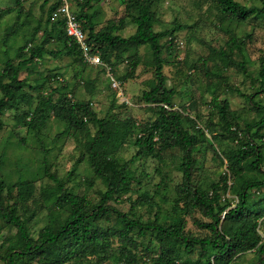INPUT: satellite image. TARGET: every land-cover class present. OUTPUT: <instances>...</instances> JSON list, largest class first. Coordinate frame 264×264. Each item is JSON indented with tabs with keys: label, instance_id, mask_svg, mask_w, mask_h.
<instances>
[{
	"label": "rangeland",
	"instance_id": "1",
	"mask_svg": "<svg viewBox=\"0 0 264 264\" xmlns=\"http://www.w3.org/2000/svg\"><path fill=\"white\" fill-rule=\"evenodd\" d=\"M80 1V0H79ZM245 6L264 5V0H238ZM51 0H0V72L4 61L9 58L18 61V47L31 43L39 44L43 39L42 28L46 19L48 5ZM76 8V0H71ZM127 0H91L88 12L98 11L96 29L106 25L119 23L123 27L116 30L122 36H128L135 30L126 12ZM157 22L156 31L179 24L180 30L174 35V42L167 38L161 40L164 65L162 72L166 77L167 87L175 89L173 109L194 118L206 133L204 142L193 150L196 160L191 172V181L204 189L218 182L221 187L222 175L227 172V161L220 154L235 141L226 137L221 129V122L213 100H227L230 105V120L243 128L247 122L258 117L255 107L246 96L258 91L255 101L264 106V91L260 87L257 71L260 58L264 57V17H251L242 21L232 18H221L215 4L211 0H154L152 6ZM10 31L13 34L8 35ZM234 36L242 43L247 62V74L243 73L236 62L242 60L239 53L233 51L232 62L222 61L210 55V49L225 47L229 38ZM170 44V45H169ZM62 44L49 40L47 50H57ZM132 53V51H130ZM139 64L131 69L125 56L111 59V66L90 65L79 56L54 57L45 53L34 68L27 74L23 71L20 78L36 89H25L31 95L30 105L21 104L18 110H6L2 114L3 127L0 130V180L4 183L0 196V207L15 203L17 215L22 219L32 239L46 225L56 226L68 213L67 205L59 204L60 191L47 176L55 175L61 184L76 194L83 195L88 204L99 199L104 190L101 180L86 160L83 145L86 139L95 132V127L88 124L87 131L76 126H69L51 111L42 122L40 130L32 131L22 124L21 120L34 107L39 95H52V99L65 95L71 101L89 102L97 117L130 118L138 123L137 129L155 118L152 111L154 105L145 103L140 95L149 90L155 83L154 64L149 46L142 45L136 50ZM58 74L61 81L51 77ZM111 77L119 84V88L111 85ZM65 85L61 92H52L56 86ZM255 130V129H254ZM253 130V131H254ZM264 127L260 128L263 131ZM138 132V131H137ZM136 152L133 139L128 138L113 155L120 161L130 160ZM182 151L178 148H166L158 155H147L135 158L131 164L135 178L128 194L108 201V204L122 212H129L142 220L151 219L154 213L163 218L179 216L185 221V232L191 236L203 237L208 231L200 227L197 221L209 220L198 210L184 213L173 208L176 189L182 179L180 164ZM24 181L32 185L31 196L24 199L18 197L16 183ZM228 188L220 190L222 201L228 200L233 207L237 202L232 180H227ZM146 192L155 202L154 206L144 202L140 204L139 196ZM250 199L259 196V188L249 189ZM138 204L131 207V203ZM133 212V213H132ZM99 225L117 227L114 213ZM258 232L264 239V217L259 219ZM136 247L126 243L135 253L136 264H152L153 257L159 254V245L151 234L144 237L133 235ZM110 250L104 254L77 255L68 258L61 264H128L118 258L123 244L115 235H109ZM22 240L17 229L5 222L0 216V264H4L3 256L11 246H19ZM200 250L186 253L183 246L178 252V261L197 264ZM104 256V257H103ZM263 255L257 250L237 254L230 264H264ZM15 264H54L51 255L43 253L31 259L14 255ZM261 259V260H260ZM205 264V263H204Z\"/></svg>",
	"mask_w": 264,
	"mask_h": 264
},
{
	"label": "trees",
	"instance_id": "2",
	"mask_svg": "<svg viewBox=\"0 0 264 264\" xmlns=\"http://www.w3.org/2000/svg\"><path fill=\"white\" fill-rule=\"evenodd\" d=\"M221 18H232L244 22L251 17H264V5L245 6L238 0H211ZM18 2V0H15ZM47 0H44L46 3ZM60 0H51L47 8L43 39L39 44L30 42L18 47L14 63L7 58L0 72V130L3 127L2 114L6 110H18L21 104L30 105L31 95L25 89H36L20 78L26 71L29 74L34 63L40 61L45 53L54 57L79 56L83 61L78 46L65 33L64 22L61 19L52 20L51 12L58 6ZM91 0H76L74 12L87 33L88 42L96 50L105 63L111 66V59L125 56L126 61L134 69L139 64L136 50L142 46H149L154 64V85L149 90H143L140 98L143 102L152 104L155 118L137 129L138 123L130 118L97 117L91 109L89 102L71 101L66 95L62 98L52 99V95H39L37 104L30 108L21 120L22 124L32 131L40 130L42 122L49 112L66 122L69 126H76L87 131L88 124L95 127L83 145L86 160L95 172V175L104 185L99 193V199L94 204H88L83 195L67 190L58 178L50 173L47 176L56 184L61 195L60 205H67V215L56 225H46L39 232L36 239H32L22 219L17 215L15 203L0 207V216L5 222L13 225L22 240L19 246H11L3 256L4 264H15L14 255L31 259L43 253L51 255V263L61 264L68 258L77 255H94L98 252L106 254L110 250L109 235H115L123 244L118 252V258L128 264H136L135 253L126 243L136 247V237L151 234L159 245V254L153 257L152 264H188L178 261V252L181 246L186 253H193L196 248L200 250L197 264H230L237 254L257 250L259 255L264 253V239L257 230L258 221L264 217V106L254 97L258 91L246 96L255 107L258 117L247 122L243 128L230 120L231 110L227 100L217 102L213 100L221 122V129L226 137L235 141L234 147L221 150L227 161V172L221 177V183H212L209 189H204L191 181V172L196 160L193 157L194 148L205 141L206 133L194 118L173 109V97L176 91L167 87L166 77L162 72L164 59L161 55L163 45L161 40L174 42V33L181 29L179 24L160 31L154 29L157 17L152 9L154 0H127L126 12L135 30L128 36L116 33L123 27L119 23L106 25L96 29L98 11L88 12ZM74 8V7H73ZM10 31L8 35L13 34ZM56 40L62 44L57 50H47L49 40ZM170 45V44H169ZM242 56L236 62L241 71L247 74L248 60L244 56L242 43L234 36L229 38L225 47L211 48L209 54L219 57L220 60L232 62L233 51ZM132 51V53H130ZM234 61V60H233ZM85 62V61H84ZM86 63V62H85ZM51 77L61 81L58 74ZM260 87L264 91V57L260 58V67L257 71ZM65 85L55 87L51 91L61 92ZM255 129V130H254ZM254 130V131H253ZM138 131V132H137ZM132 138L136 152L130 160L120 161L113 155L121 148L126 139ZM166 148H178L182 151L180 170L182 179L176 189V199L173 208H183L184 213L198 210L209 221L197 224L208 231L207 236H191L185 232V221L179 216L163 218L154 213L151 219L142 220L139 217L122 212L108 204V201L128 194L131 183L135 178L131 164L135 158L147 155H158ZM231 179V187L237 202L233 207L228 200H223L220 190L228 188L227 180ZM18 197L24 199L31 196L33 188L24 181L16 183ZM259 188V196L250 199L249 189ZM4 183L0 180V196ZM138 200L131 203L134 208ZM140 204L144 202L155 205L146 192L139 196ZM115 215L117 227H102L101 220L109 219ZM133 213V212H132ZM104 257V256H103ZM262 259V260H261ZM260 260L263 261L264 256Z\"/></svg>",
	"mask_w": 264,
	"mask_h": 264
},
{
	"label": "built area",
	"instance_id": "3",
	"mask_svg": "<svg viewBox=\"0 0 264 264\" xmlns=\"http://www.w3.org/2000/svg\"><path fill=\"white\" fill-rule=\"evenodd\" d=\"M52 20L61 19L64 22V30L66 35L77 44L83 61L90 65H106L96 50L92 49L88 42L87 33L81 26L80 20L77 18L71 0H60L58 6L51 12ZM111 85L119 88L120 84L111 77Z\"/></svg>",
	"mask_w": 264,
	"mask_h": 264
}]
</instances>
